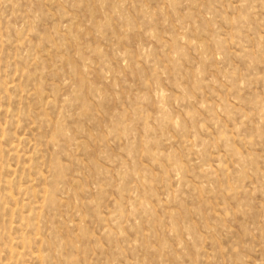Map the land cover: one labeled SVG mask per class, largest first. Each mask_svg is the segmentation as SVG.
Listing matches in <instances>:
<instances>
[{
    "label": "rangeland",
    "instance_id": "rangeland-1",
    "mask_svg": "<svg viewBox=\"0 0 264 264\" xmlns=\"http://www.w3.org/2000/svg\"><path fill=\"white\" fill-rule=\"evenodd\" d=\"M0 264H264V0H0Z\"/></svg>",
    "mask_w": 264,
    "mask_h": 264
}]
</instances>
